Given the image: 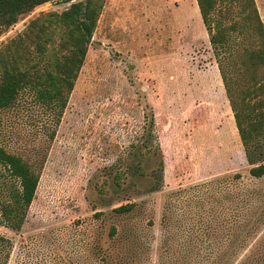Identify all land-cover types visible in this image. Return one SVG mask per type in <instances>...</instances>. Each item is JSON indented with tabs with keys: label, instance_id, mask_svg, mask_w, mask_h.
I'll return each instance as SVG.
<instances>
[{
	"label": "rangeland",
	"instance_id": "obj_1",
	"mask_svg": "<svg viewBox=\"0 0 264 264\" xmlns=\"http://www.w3.org/2000/svg\"><path fill=\"white\" fill-rule=\"evenodd\" d=\"M75 1L20 16L0 46ZM49 117L20 92L0 146L27 160ZM248 169L195 1L104 0L23 225L0 226L6 264H264V175Z\"/></svg>",
	"mask_w": 264,
	"mask_h": 264
},
{
	"label": "trees",
	"instance_id": "obj_2",
	"mask_svg": "<svg viewBox=\"0 0 264 264\" xmlns=\"http://www.w3.org/2000/svg\"><path fill=\"white\" fill-rule=\"evenodd\" d=\"M57 0H0V34L20 16ZM207 35L248 174L264 175V29L253 0H194ZM104 0H81L61 12L40 14L21 34L0 46V110L12 106L20 92L48 111L46 144L27 160L0 146V226L18 232L31 204L46 152L83 64ZM152 118L148 128H152ZM50 129V130H49ZM119 175L115 174V180ZM149 191L162 183V162ZM128 203L115 214L132 211ZM114 233L110 227L109 234ZM10 242L0 235V264Z\"/></svg>",
	"mask_w": 264,
	"mask_h": 264
},
{
	"label": "built area",
	"instance_id": "obj_3",
	"mask_svg": "<svg viewBox=\"0 0 264 264\" xmlns=\"http://www.w3.org/2000/svg\"><path fill=\"white\" fill-rule=\"evenodd\" d=\"M51 3V2H50Z\"/></svg>",
	"mask_w": 264,
	"mask_h": 264
}]
</instances>
